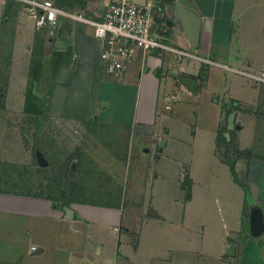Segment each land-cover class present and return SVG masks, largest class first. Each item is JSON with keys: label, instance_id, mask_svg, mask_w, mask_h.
Listing matches in <instances>:
<instances>
[{"label": "crops", "instance_id": "1", "mask_svg": "<svg viewBox=\"0 0 264 264\" xmlns=\"http://www.w3.org/2000/svg\"><path fill=\"white\" fill-rule=\"evenodd\" d=\"M85 1L102 7V13L77 11L99 20L108 0ZM157 1L153 32L196 57L177 60L172 55V60L156 51L139 52L119 79L102 72V42L93 36L90 26L65 20L55 28L36 30L25 11L16 22L12 59L38 39L35 46L41 45L43 58L49 61L47 87L59 103L51 111L67 121L96 124L100 135H105L101 142L104 153L113 160L124 156V151L107 145L123 146L128 133L123 130L142 135L145 143L137 145V153L148 157L140 160L153 173L149 182L144 175L138 185L134 181L124 198L117 186V201L106 204L70 206L64 202L63 208H57L43 199L22 197L20 207L13 208L12 195L0 193V249L11 244L16 225L35 223L41 230L40 239L29 249L0 254V264H264V229L257 237L249 231L252 205L261 208L264 220V80L257 78L264 77V0ZM175 3L201 20L196 49L189 46L179 20V25L166 26L159 18L162 8L166 15L169 6L175 12ZM58 42L63 46L56 47ZM202 66L205 74L201 75ZM177 75L194 79L195 92ZM118 91L134 95L132 107L113 105L112 97ZM61 96L66 99L62 101ZM44 99L42 111L47 115L53 98ZM203 100L208 101L205 109ZM232 111V145L217 147V134L226 131ZM114 129L118 132H111ZM233 148L249 151L247 158H238L234 165L239 183L223 161V155ZM186 175L188 189L183 184ZM167 189L175 196L176 203L167 198L175 212H165L156 203L155 193ZM162 201L165 204L166 197ZM128 202L129 208L136 205L138 221H131L132 215L123 221ZM6 212H20L26 219L13 222ZM54 226L74 233L75 240L72 244L68 234L44 259L46 231ZM26 231L35 236L38 230ZM81 234L85 239L78 236ZM230 244L233 256L226 255Z\"/></svg>", "mask_w": 264, "mask_h": 264}, {"label": "rangeland", "instance_id": "2", "mask_svg": "<svg viewBox=\"0 0 264 264\" xmlns=\"http://www.w3.org/2000/svg\"><path fill=\"white\" fill-rule=\"evenodd\" d=\"M157 2L156 0L155 3ZM13 3L11 10L9 9L12 11V15L5 19H2V15L8 3L0 8V160H6L0 162V193L12 195L10 201L13 208L20 207L22 197L43 199L49 201L50 204L54 205L55 203L57 208H63L65 201L70 206L86 203L106 204L111 200H116L117 193H114V190L117 186L120 188V194H118L124 198V195L131 190L134 181H137L138 185V180H144L143 175L149 182L153 172L151 168L149 169L147 165L141 163L140 157H144L145 154L137 153V145L140 146L145 143V139L140 137L142 135L131 130H123V133L128 132L126 135L124 134L123 146L120 144V146L107 145L108 149L113 150L114 147H117L118 151H124V156L121 155L117 160H113L112 156H106L107 154L104 153V146L101 145V142L105 139L103 137L105 135H100V128L96 124L67 121L57 117L56 113L51 111L52 108L59 106V103L54 100L51 88L47 87V82H50L51 79L49 78V61L43 58L45 55H41V53L43 54L42 51L40 57L43 62V75L36 86L43 97V101L44 98H48L50 101L53 98L52 104H49V108L46 109L48 116H36L27 113L24 111V107L22 111L23 95L28 86L30 55L38 39L34 38L28 44L29 47L22 48L17 55L18 58L13 61V38L17 27L16 22L21 19V16L23 17L24 13L23 8L18 3ZM91 5L85 0H73L71 6L66 9L73 12L83 11L86 14L88 12L102 13V7L92 5L93 7L90 8ZM168 9L169 18L179 25L173 8L169 6ZM38 32L40 33V31ZM41 37L45 41L46 37ZM163 42L170 45L165 40ZM176 47L180 48L179 46ZM162 54L166 58L169 56L172 60L174 59L173 54L169 51ZM186 58L183 56L180 60ZM204 64L201 65L206 66ZM61 99L64 101L66 97L61 96ZM133 99L134 95L118 91L112 97V103L114 106L132 107ZM202 104L205 109L208 101L203 100ZM191 115L194 117L193 113ZM185 122L188 120L185 119ZM105 132L110 131L104 130ZM111 132L118 131L114 129ZM138 141L141 143L139 144ZM144 158L148 159L147 156ZM139 186L142 187L143 184ZM164 197H166L165 204L162 203ZM167 198H170L172 202L176 200L170 189H167L166 193H155L156 203L163 206L165 212H175V206L169 204ZM5 205L8 206L7 202ZM176 205L179 207L178 203ZM126 206L127 209H124L123 212V221H128L127 218H130L131 215L133 216L131 221H138L136 205L129 208L131 204L128 202ZM9 213L7 215L11 217L13 222L25 221L26 219L25 216H21L20 212H16L17 214ZM128 213L130 214L128 215ZM96 219L98 220L100 217L98 216ZM171 220L174 218L172 217ZM33 227L38 230L35 236L26 231V228L31 229ZM13 228L11 232L13 240L11 244L0 249V254L21 253L23 250L29 249L32 242L40 239L41 230L39 231L38 224L25 223L23 226L16 225ZM54 230L46 231L48 238H44L46 241L45 253L42 255L44 259L51 255L53 248L59 247L61 244L59 241L65 236L68 237V234L72 244L75 240L74 233H67L63 227H56ZM83 235L78 236L85 239ZM19 237L21 238L19 242L14 241L15 238Z\"/></svg>", "mask_w": 264, "mask_h": 264}, {"label": "built area", "instance_id": "3", "mask_svg": "<svg viewBox=\"0 0 264 264\" xmlns=\"http://www.w3.org/2000/svg\"><path fill=\"white\" fill-rule=\"evenodd\" d=\"M7 1L9 0H0V8ZM12 1L21 5L26 15L34 22L36 30L55 28L65 20L90 26L93 36L102 42V71L113 79L121 77L139 52L169 51L177 60L183 56L196 57L191 51L164 43L163 39L153 32L156 0H108L99 20L89 18L82 12L58 7L54 0ZM257 78L264 80L263 75Z\"/></svg>", "mask_w": 264, "mask_h": 264}, {"label": "trees", "instance_id": "4", "mask_svg": "<svg viewBox=\"0 0 264 264\" xmlns=\"http://www.w3.org/2000/svg\"><path fill=\"white\" fill-rule=\"evenodd\" d=\"M72 1L73 0H54L55 4L58 7L65 8V9L69 8L68 6H71ZM13 2L15 1H12V0L7 1L8 6H6L5 8V11L2 15V19L3 18L5 19L7 16L10 17L12 15V11H10L11 10L10 8L12 7L11 5L14 4ZM35 48L36 49L32 50L31 56H30L29 69H28V75H29L28 86L24 93V111H26L27 113H31L33 115L39 116V115H44L42 113L43 112L42 111L43 97L42 95H40L37 89L36 83L40 81V77L43 75V62L40 57L42 55L41 45L37 44ZM37 50H39V53H37ZM199 73L201 75L205 74V70L203 66H202V69L199 71ZM224 130L225 128L219 131L217 134V147L220 146L221 144L226 145V146L232 145V140H228V141L226 140L223 134ZM248 156H249V151H241V150H238L237 148H233L231 152H228L227 154L223 155L224 157L223 161L229 166L233 179L237 183H239V181L237 179V175L234 169L235 162L238 158H241V157L247 158ZM189 183L190 181L188 179V176L186 175L183 180V184L186 186V189H188ZM243 189L245 190V195H246L247 194L246 189L244 187ZM247 196H245V199L247 198ZM66 205H68L67 202H66Z\"/></svg>", "mask_w": 264, "mask_h": 264}, {"label": "water", "instance_id": "5", "mask_svg": "<svg viewBox=\"0 0 264 264\" xmlns=\"http://www.w3.org/2000/svg\"><path fill=\"white\" fill-rule=\"evenodd\" d=\"M143 2V1H141ZM175 12L177 14L179 23L182 26L188 44L191 48L196 49L199 42V33H200V18L193 12L185 8L184 5L180 3H175ZM28 46V45H27ZM63 46L61 42H58L56 47ZM184 86H186L190 91L195 92L196 90V81L187 77L185 75H177L176 77ZM234 118L235 112H230L227 116L226 131L224 136L226 140H229V133L234 128ZM70 213V210H67ZM264 229V220L262 210L257 205H252L249 211V231L251 236L257 237L263 232ZM234 247L230 244L226 249V255L233 256Z\"/></svg>", "mask_w": 264, "mask_h": 264}, {"label": "flooded vegetation", "instance_id": "6", "mask_svg": "<svg viewBox=\"0 0 264 264\" xmlns=\"http://www.w3.org/2000/svg\"><path fill=\"white\" fill-rule=\"evenodd\" d=\"M163 14L160 15L159 18H161V20L164 22V24L167 26H171L173 24V21L172 19H170L166 14H165V11L164 9L162 8V11H161Z\"/></svg>", "mask_w": 264, "mask_h": 264}]
</instances>
